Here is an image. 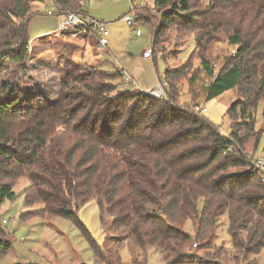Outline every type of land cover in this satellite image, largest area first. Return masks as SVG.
I'll return each instance as SVG.
<instances>
[{"label":"trees","instance_id":"1","mask_svg":"<svg viewBox=\"0 0 264 264\" xmlns=\"http://www.w3.org/2000/svg\"><path fill=\"white\" fill-rule=\"evenodd\" d=\"M82 1L56 0L57 13H83ZM200 1L153 0L152 9H141L158 16L152 56L171 32L183 40L195 35L198 64L167 66L163 99L125 94L121 71L85 61L62 75L49 102L24 96L18 78L0 79V208L27 178L24 205L42 207L23 211L20 220L58 216L83 227L77 212L94 199L102 229L155 249L165 264H222V247L205 256L197 251L211 246L224 213L236 259L264 248V170L245 152L250 146L254 155L263 132L254 110L264 100V0ZM40 3L0 0V73L10 63L26 77L28 26ZM83 30L87 38L91 32ZM213 33L235 47L217 71L207 54ZM183 81L189 106L178 103ZM231 89L238 97L226 109L224 134L194 108ZM189 219L193 234L181 228ZM191 244L194 253L186 251ZM90 246L104 259L101 246L92 239ZM11 247L12 234L1 224L0 258Z\"/></svg>","mask_w":264,"mask_h":264},{"label":"rangeland","instance_id":"2","mask_svg":"<svg viewBox=\"0 0 264 264\" xmlns=\"http://www.w3.org/2000/svg\"><path fill=\"white\" fill-rule=\"evenodd\" d=\"M140 2L141 0H83L82 12L93 21L107 24L109 32L107 53L97 49L93 34H89L86 40H81L79 37L68 36L66 33L70 31L52 32L29 41V58L25 64L27 75L24 79L14 65L4 63L0 73L1 81L18 78L24 96L40 94L45 102H49L57 96L62 75L73 68L77 60L93 64L106 71L117 72L121 71L117 68L122 67L141 88H147L148 82L155 80L156 75L159 79L150 86L163 79L162 75L167 66H181L185 62L193 66L197 65L199 59L195 51V35L185 37L183 40L176 37L175 32L164 36L158 44V52L151 55L147 62L143 61L142 52L151 48L152 28L158 16L151 12L150 14L154 16L152 17L148 12L141 10L145 6H141ZM206 2L207 0H201V6L203 7ZM151 3L153 5V2ZM133 7H139V10L134 12ZM56 8L52 6L51 0H43V3L37 7L38 15L52 10L54 16L62 20ZM145 8L150 10L153 7ZM134 13L137 22L130 27L122 21V17L125 15L133 17ZM137 29L141 32L138 35H136ZM234 48L228 45L222 33L212 34L207 54L215 71L232 54ZM121 89L125 94L137 92L131 87ZM180 89L182 94L178 103L189 106L191 98L184 81ZM237 97L236 89H231L200 104L202 114L224 134L229 132L230 127L226 109ZM254 115L256 130L263 131L254 152L255 156H260L264 155V100L258 102ZM245 152L251 159L254 158L250 146ZM28 185L27 178L20 179L13 187L14 198L5 200L0 208V226L2 220H7L6 229L12 234V247L0 258V264H165L162 255L155 249L134 246L124 241L123 237H116L110 229H102L98 206L94 199L85 203L77 212L83 227L58 216L20 220L19 216L23 211L42 207L40 204L24 205L23 192ZM181 228L193 234L195 226L189 219L181 225ZM227 228L228 217L224 213L217 222L211 246L206 250L197 251L199 256H205V252L214 254L217 248L222 247L224 256L216 258L222 264H264V248L258 254L250 255L246 260L241 257L236 259L237 251L231 246ZM91 239L101 246L104 259L99 260L95 257L90 246ZM186 251L194 253L196 247L192 244L188 245Z\"/></svg>","mask_w":264,"mask_h":264},{"label":"built area","instance_id":"3","mask_svg":"<svg viewBox=\"0 0 264 264\" xmlns=\"http://www.w3.org/2000/svg\"><path fill=\"white\" fill-rule=\"evenodd\" d=\"M52 6L56 7V0H51ZM153 0H141V6L144 5L145 7L150 6L153 7L152 3ZM57 11V8L55 9ZM47 15H54L52 10L46 11ZM122 21L128 24L130 27L133 26L137 22V16L134 13V16L125 15L122 17ZM76 26H81L82 28H88L90 32L95 36L97 41V47L101 50L107 48L108 45V27L107 24L104 22H96L89 19L84 13L75 12V11H67L62 14V20L58 24L56 28V33L71 31ZM140 30H136V35L140 34ZM151 48H147L142 52V56L144 58L151 57ZM123 88H134L136 91L146 94L155 99H163L165 97V88H166V81L161 79L157 81V83L153 86H148L147 88H141L138 83L128 74L125 72L122 74V83ZM197 112H202V108L196 106L194 108ZM231 151V148H228ZM252 165L255 169L264 170V155L257 156L256 158L251 159ZM8 223L7 220H2L1 224L6 225ZM195 246V245H194Z\"/></svg>","mask_w":264,"mask_h":264},{"label":"crops","instance_id":"4","mask_svg":"<svg viewBox=\"0 0 264 264\" xmlns=\"http://www.w3.org/2000/svg\"><path fill=\"white\" fill-rule=\"evenodd\" d=\"M85 14V13H84ZM60 17L62 18V14H59ZM86 15V14H85ZM89 19H91L88 15H86ZM60 19L57 18V16L54 15H47L46 12L44 14H39L34 16L30 22H29V26H28V33L31 39H34L37 36H43V35H48L52 32L56 31L57 25L60 23L59 21ZM93 20V19H91ZM84 30L81 26H76L72 31L66 33L68 36H71V38H76L79 37L81 40H86L87 38H84ZM92 34V33H90ZM95 37V36H94ZM97 44V41H96ZM97 47V46H96ZM98 50H101L99 48H97ZM104 52H108V48L103 50ZM144 51V50H143ZM143 58L144 62H147L150 58ZM76 62H79L78 60ZM115 67V66H114ZM116 69V67H115ZM117 69L121 70L122 74L126 71H124V69L122 67H118ZM128 73V72H127ZM129 74V73H128ZM132 77V76H131ZM163 77V75H162ZM161 77V78H162ZM133 78V77H132ZM157 79H159L158 75H156L155 80H150L148 82L147 86H150L154 81H156ZM139 85V84H138ZM140 86V85H139ZM144 86V85H143ZM144 86V87H147ZM141 87V86H140Z\"/></svg>","mask_w":264,"mask_h":264}]
</instances>
